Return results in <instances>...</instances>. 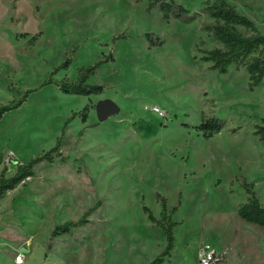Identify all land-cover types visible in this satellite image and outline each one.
Wrapping results in <instances>:
<instances>
[{
    "label": "rangeland",
    "instance_id": "374dc122",
    "mask_svg": "<svg viewBox=\"0 0 264 264\" xmlns=\"http://www.w3.org/2000/svg\"><path fill=\"white\" fill-rule=\"evenodd\" d=\"M176 1L186 18L163 19L147 0H0V107L16 105L0 117V159L12 152L27 163L58 139L64 157L38 163L0 198L26 263L150 264L166 238L144 207L158 219L164 198L177 224L163 264H198L205 245L227 250L221 264H264V228L237 214L244 182L264 206V141L255 133L264 79L251 89L243 65L211 70L201 56L221 44L206 29L205 0ZM228 2L264 34V0ZM97 61L87 83L100 93L59 87ZM100 101L116 111L101 118ZM211 116L224 128L205 137L197 126ZM2 161L10 176L15 165ZM97 201L87 223L50 238Z\"/></svg>",
    "mask_w": 264,
    "mask_h": 264
},
{
    "label": "trees",
    "instance_id": "16d2710c",
    "mask_svg": "<svg viewBox=\"0 0 264 264\" xmlns=\"http://www.w3.org/2000/svg\"><path fill=\"white\" fill-rule=\"evenodd\" d=\"M202 11L213 19V23L206 26V29L211 32L212 37L221 44L220 47H214L204 50L201 60L209 62V68L218 73H226L228 69L234 65H243L249 79V87L252 89L264 79V34L257 30V27L249 17L241 14L234 5L228 0H205ZM157 8L163 19L170 18H186L187 9L176 0H147V9ZM238 26L249 29L253 33L245 35L238 30ZM101 61H97L93 65L80 67L77 70L76 79L65 81L59 87L69 93L74 94H98L102 91L101 85L89 84L87 79L94 73ZM16 105H6L0 107L1 115ZM88 106L84 107L87 110ZM82 119L86 118V112H81ZM205 137H210L224 128V122L217 117H206L201 120L197 126ZM255 133L259 134L260 139L264 141V127L257 126ZM61 140L58 139L56 144L47 152L32 158L27 163H20L15 158L11 159L10 163L16 166V171L9 177L5 176L7 171L6 166L0 172V198L7 191H11L14 187L20 184L24 179L35 175L34 166L45 161L53 163L58 157L59 161H63L64 157L60 152ZM2 158L0 159V162ZM244 190L247 194V199L237 208V214L240 218L249 223H254L264 228V206L254 194L251 183H243ZM162 212L160 218L153 216L151 211L144 207L148 214V218L156 225L160 226L165 234L166 244L164 249L151 261L150 264H163L165 258L171 256L174 247L175 237L173 228L177 222L171 221L170 215L166 213L164 198H160ZM100 205L97 201L92 207L83 213L77 221H65L62 224L56 225L50 234V238L70 232L72 228H76L88 222L87 217ZM176 207L172 208L174 211ZM170 211V212H171Z\"/></svg>",
    "mask_w": 264,
    "mask_h": 264
},
{
    "label": "crops",
    "instance_id": "0c3cea01",
    "mask_svg": "<svg viewBox=\"0 0 264 264\" xmlns=\"http://www.w3.org/2000/svg\"><path fill=\"white\" fill-rule=\"evenodd\" d=\"M14 167L15 168H13L14 169L13 173L16 171V166ZM8 169L9 168H7V171ZM6 177H9V176H6ZM11 229H14V227L10 226L9 220L0 219V264H31L30 262L26 263L25 256H24L22 263L15 262L14 258L17 252L16 244H15L16 241H15V236L13 235V232Z\"/></svg>",
    "mask_w": 264,
    "mask_h": 264
},
{
    "label": "built area",
    "instance_id": "2783aa9c",
    "mask_svg": "<svg viewBox=\"0 0 264 264\" xmlns=\"http://www.w3.org/2000/svg\"><path fill=\"white\" fill-rule=\"evenodd\" d=\"M157 113H161L158 108H155L154 110ZM12 152H9L4 157V162L10 163L11 159H13ZM227 255V250L222 249L220 251L215 250L214 248H211L207 245L201 246L197 251V261L198 264H221L223 260L225 259ZM15 262L16 263H22L24 256L20 251H17L15 254Z\"/></svg>",
    "mask_w": 264,
    "mask_h": 264
},
{
    "label": "water",
    "instance_id": "95a60500",
    "mask_svg": "<svg viewBox=\"0 0 264 264\" xmlns=\"http://www.w3.org/2000/svg\"><path fill=\"white\" fill-rule=\"evenodd\" d=\"M96 108L99 112V115H101V118H104L111 113H114L116 111V105L111 101H100L96 104Z\"/></svg>",
    "mask_w": 264,
    "mask_h": 264
}]
</instances>
